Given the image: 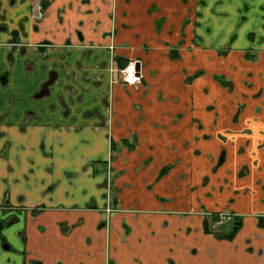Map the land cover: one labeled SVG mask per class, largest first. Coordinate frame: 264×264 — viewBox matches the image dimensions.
Instances as JSON below:
<instances>
[{
    "label": "crops",
    "instance_id": "obj_1",
    "mask_svg": "<svg viewBox=\"0 0 264 264\" xmlns=\"http://www.w3.org/2000/svg\"><path fill=\"white\" fill-rule=\"evenodd\" d=\"M33 1L0 0V264H264V0ZM112 28L144 71L110 92Z\"/></svg>",
    "mask_w": 264,
    "mask_h": 264
},
{
    "label": "flooded vegetation",
    "instance_id": "obj_2",
    "mask_svg": "<svg viewBox=\"0 0 264 264\" xmlns=\"http://www.w3.org/2000/svg\"><path fill=\"white\" fill-rule=\"evenodd\" d=\"M48 6H49V2L48 0L45 2H35L33 1L30 7V13H31V18L33 19V21L38 25L41 24L42 22H44V20L47 18L48 16ZM112 15V19L114 18V12L111 13ZM116 35H117V31L116 28H112L111 31L108 33V38H109V44L107 46L108 52H109V87H110V92L112 91V88L116 85H122L125 87H131V86H137L138 84L141 83L142 79H143V71H144V64L143 61L140 59H131L127 62V64L123 67V68H119L117 66L116 63V57H115V50H116ZM20 42L22 43L21 39ZM21 46L24 47V45L22 44ZM49 47V46H46ZM138 63L137 69H138V73L140 74L139 76V81L134 84V85H127L124 83V74L122 73L129 64L131 63ZM200 74H202V72H198L196 73L194 76L190 77L188 80L189 82L192 81L194 78L200 76ZM109 106L111 107L112 105V94L110 93L109 95ZM113 145V144H112ZM98 163H102V162H98ZM103 164H105V182H104V189H105V193H104V198L103 200L105 201V208H104V215H105V222L106 220L111 216V214H113L115 207H114V203H115V199H114V194H113V187H114V180L116 175L114 174V171L112 169V167L109 165L108 162H103ZM5 209H7L8 214H9V219L10 220H15L16 217L18 216L19 213V209L18 208H13L11 206H9L6 203V200L4 202ZM220 214H230L232 216V220L229 222H226L224 224L218 225L216 229L212 228V224L214 222L217 221L218 216ZM213 221L211 222V226L210 229L211 231L217 232L218 229L220 227H224L227 224H230L232 226V230H234L235 227V223L241 221V219L239 217H237L235 214H231V213H225V212H219L217 214H215ZM242 224V222H241Z\"/></svg>",
    "mask_w": 264,
    "mask_h": 264
},
{
    "label": "built area",
    "instance_id": "obj_3",
    "mask_svg": "<svg viewBox=\"0 0 264 264\" xmlns=\"http://www.w3.org/2000/svg\"><path fill=\"white\" fill-rule=\"evenodd\" d=\"M138 63H131L128 67L122 72L124 74V83L127 85H134L139 81L140 74L137 69ZM232 220L230 214H220L216 222L212 224V228L216 229L218 225L224 224Z\"/></svg>",
    "mask_w": 264,
    "mask_h": 264
},
{
    "label": "rangeland",
    "instance_id": "obj_4",
    "mask_svg": "<svg viewBox=\"0 0 264 264\" xmlns=\"http://www.w3.org/2000/svg\"><path fill=\"white\" fill-rule=\"evenodd\" d=\"M174 51H176L177 52V50H173L172 52H174ZM223 83H224V85L227 87V85L229 86L231 83L230 82H227V81H225V80H221ZM229 88V87H228ZM95 209H96V207H94ZM103 208H102V210H100V212H102L103 213ZM104 214V213H103ZM112 215V214H111ZM105 216H104V220H105ZM110 219H111V216L106 220V228L109 230V221H110Z\"/></svg>",
    "mask_w": 264,
    "mask_h": 264
},
{
    "label": "trees",
    "instance_id": "obj_5",
    "mask_svg": "<svg viewBox=\"0 0 264 264\" xmlns=\"http://www.w3.org/2000/svg\"><path fill=\"white\" fill-rule=\"evenodd\" d=\"M11 223H12V222H11ZM241 225H242V224H241V221L235 223V227H234L233 233L231 234V237H232L234 234H236V233L240 230ZM0 228H1V227H0Z\"/></svg>",
    "mask_w": 264,
    "mask_h": 264
}]
</instances>
